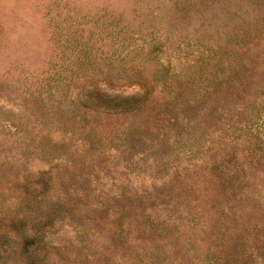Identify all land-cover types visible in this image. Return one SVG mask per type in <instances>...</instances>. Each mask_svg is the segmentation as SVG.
<instances>
[{"label": "rangeland", "instance_id": "1", "mask_svg": "<svg viewBox=\"0 0 264 264\" xmlns=\"http://www.w3.org/2000/svg\"><path fill=\"white\" fill-rule=\"evenodd\" d=\"M0 264H264V0H0Z\"/></svg>", "mask_w": 264, "mask_h": 264}, {"label": "trees", "instance_id": "2", "mask_svg": "<svg viewBox=\"0 0 264 264\" xmlns=\"http://www.w3.org/2000/svg\"><path fill=\"white\" fill-rule=\"evenodd\" d=\"M88 102L92 105L95 104L96 106L106 107L116 111H121L124 109L132 111V109H134V107L137 105L136 97L120 98L100 92H97L96 96Z\"/></svg>", "mask_w": 264, "mask_h": 264}]
</instances>
